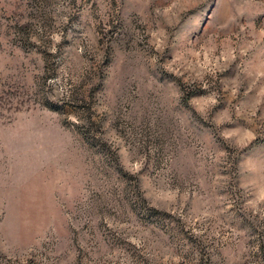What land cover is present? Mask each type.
<instances>
[{"label": "rangeland", "instance_id": "rangeland-1", "mask_svg": "<svg viewBox=\"0 0 264 264\" xmlns=\"http://www.w3.org/2000/svg\"><path fill=\"white\" fill-rule=\"evenodd\" d=\"M0 264H264V0H0Z\"/></svg>", "mask_w": 264, "mask_h": 264}]
</instances>
